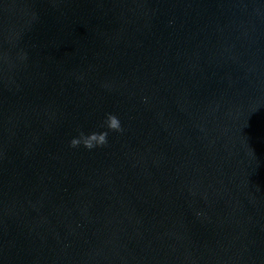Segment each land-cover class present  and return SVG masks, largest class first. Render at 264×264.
<instances>
[{"label": "water", "instance_id": "1", "mask_svg": "<svg viewBox=\"0 0 264 264\" xmlns=\"http://www.w3.org/2000/svg\"><path fill=\"white\" fill-rule=\"evenodd\" d=\"M0 264H264V0H0Z\"/></svg>", "mask_w": 264, "mask_h": 264}, {"label": "clouds", "instance_id": "2", "mask_svg": "<svg viewBox=\"0 0 264 264\" xmlns=\"http://www.w3.org/2000/svg\"><path fill=\"white\" fill-rule=\"evenodd\" d=\"M101 127L106 128L107 130L102 132H92L90 134H86L85 132L80 131L79 136L73 138L70 141V146L72 148H77L83 145L86 149L92 150L96 147H102L107 145L109 131H124L120 119L116 115L111 113L106 116V119L101 124Z\"/></svg>", "mask_w": 264, "mask_h": 264}]
</instances>
